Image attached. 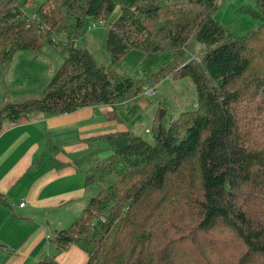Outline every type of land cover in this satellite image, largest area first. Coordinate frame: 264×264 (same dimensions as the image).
<instances>
[{"label": "trees", "instance_id": "obj_1", "mask_svg": "<svg viewBox=\"0 0 264 264\" xmlns=\"http://www.w3.org/2000/svg\"><path fill=\"white\" fill-rule=\"evenodd\" d=\"M38 1L0 3L3 94L10 90L5 76L18 52L38 59L51 46L65 63L42 98L0 108V134L6 124L34 113L116 108L170 73L191 79L197 95L194 110L168 126L161 117L153 123L152 141L133 130L84 140L86 148L71 156L72 163L98 194L69 228L56 232L60 252L78 247L88 255L86 264H264V143L256 130L264 119L243 111L261 99L258 112L264 114V0L249 7L261 25L244 37L217 20L225 0H43L29 14ZM71 18L77 30L87 19L106 26L105 47L116 67L132 52L176 59L157 73L146 70V81L118 76L99 67L89 49L77 47ZM191 41L206 51L201 65L177 58ZM256 64L262 78H253ZM41 149L34 165L64 168L57 160L64 148L50 135ZM0 205H8L2 194ZM218 230L230 231L242 252L233 256L225 246L216 260L223 244L207 236ZM38 264L60 263L48 258Z\"/></svg>", "mask_w": 264, "mask_h": 264}, {"label": "crops", "instance_id": "obj_2", "mask_svg": "<svg viewBox=\"0 0 264 264\" xmlns=\"http://www.w3.org/2000/svg\"><path fill=\"white\" fill-rule=\"evenodd\" d=\"M0 83L1 108L6 105V95L2 78ZM100 106L105 105L64 115L39 112L5 125L0 134V194L8 205H0V246L14 251L6 254L0 250V264H38L48 258L60 264L87 263L88 255L80 248L62 253L53 238L72 225L96 193L93 186H86L85 175L76 170L71 156L86 148L85 139L110 132L111 119L118 117L117 107H104V120ZM132 110L134 114L136 109ZM48 135L64 148L57 156L64 168L47 162L34 165Z\"/></svg>", "mask_w": 264, "mask_h": 264}, {"label": "rangeland", "instance_id": "obj_3", "mask_svg": "<svg viewBox=\"0 0 264 264\" xmlns=\"http://www.w3.org/2000/svg\"><path fill=\"white\" fill-rule=\"evenodd\" d=\"M3 0H0V3ZM43 0H39L33 8H28L27 12L33 14L40 7ZM255 0H225L221 8L216 12L217 20L229 29L236 37H244L247 33L258 28L261 24L260 21L252 17L248 11L250 8H255ZM118 15L116 12L115 17ZM70 23L73 26L74 38L76 39V45L79 48H87L92 53L96 64L104 68L105 70H114L118 76L131 77L135 81H146V70L156 71L161 70V67L165 64L172 63L176 58L170 54L143 55L140 52H132L116 67L111 59L110 54L106 50L107 29L106 26L101 25L98 22H94L92 19H87L85 26L82 29L77 30L75 25V19L71 18ZM96 25V28H93ZM93 28V29H92ZM180 57H177L179 61H189L201 65L206 51L203 47L191 41L186 50L182 51ZM65 63L63 55L51 46H45L41 52V55L37 59L35 54L30 51L18 52L5 76V85L10 88L5 96L4 104L22 103L29 100L42 98L43 90L47 87L48 82L54 72L58 70ZM181 65V63H178ZM262 65V64H261ZM260 64H256L253 68L254 76L262 78L261 73H258ZM169 73V72H167ZM263 73V72H262ZM1 78V70H0ZM264 79V78H262ZM1 84V83H0ZM155 95L148 97L146 90L143 95L129 101L128 104H121L117 106L116 113L120 118H112L110 121V132H117L123 130H133L140 134L147 140L152 141V125L158 123L161 117L162 123L166 126L170 124L172 120L180 116L184 111L194 110L196 108L197 95L196 88L192 80L176 79L173 73H170L164 79L155 80L153 84ZM106 106H100L101 117L103 116V110ZM136 109L133 114L132 109ZM262 111V100L254 104H249L243 111L245 114H250L258 119H264V114L259 113ZM164 113L163 116L161 113ZM153 119V121H152ZM256 124H254V127ZM254 129V128H253ZM150 130V133L147 131ZM260 142L264 143V124L256 127ZM104 133H106L104 131ZM74 145H77L75 143ZM76 147H70V150H75ZM175 181V180H174ZM172 181L169 186L174 187L175 183ZM96 190L94 197L98 194V188L93 186ZM210 241H216L221 243V249L217 250L215 254L216 260L221 259L222 248L228 252L233 253V256L241 253L242 249L240 244L233 237L230 231L218 230L207 236ZM220 247V246H219ZM226 260L218 261L217 263H224ZM234 259L232 260L233 263Z\"/></svg>", "mask_w": 264, "mask_h": 264}, {"label": "built area", "instance_id": "obj_4", "mask_svg": "<svg viewBox=\"0 0 264 264\" xmlns=\"http://www.w3.org/2000/svg\"><path fill=\"white\" fill-rule=\"evenodd\" d=\"M93 28H96V25H94V27ZM92 28V29H93ZM155 90L154 89H147L146 90V94L148 95V97H152V96H154L155 95ZM149 132V131H148ZM21 208H23V207H25V203H23V204H21V206H20ZM48 238H50L49 236H48ZM0 250L2 251V252H4V253H6V254H11V253H13V249L11 248V247H9V246H0Z\"/></svg>", "mask_w": 264, "mask_h": 264}, {"label": "water", "instance_id": "obj_5", "mask_svg": "<svg viewBox=\"0 0 264 264\" xmlns=\"http://www.w3.org/2000/svg\"><path fill=\"white\" fill-rule=\"evenodd\" d=\"M163 114H164V113L162 112L161 115L163 116Z\"/></svg>", "mask_w": 264, "mask_h": 264}]
</instances>
